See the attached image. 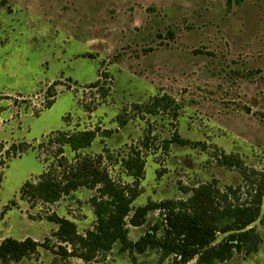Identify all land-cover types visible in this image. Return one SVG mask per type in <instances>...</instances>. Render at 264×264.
<instances>
[{
    "label": "rangeland",
    "instance_id": "obj_1",
    "mask_svg": "<svg viewBox=\"0 0 264 264\" xmlns=\"http://www.w3.org/2000/svg\"><path fill=\"white\" fill-rule=\"evenodd\" d=\"M99 81L111 90L105 97L90 88ZM51 90L55 101L46 108ZM163 97L170 106L151 113ZM85 129L99 135L83 154L104 148L126 154L150 140L134 207L186 202L194 188L210 183L248 193L249 180L217 158L239 157L249 176L264 171V0H0V244L43 242L57 229L46 219L52 213L74 222L81 235L92 229L95 191L80 189L35 210L20 195L53 159L39 149L50 133ZM104 131L111 136L102 137ZM176 132L206 147L173 144L163 151L162 141ZM65 155L75 156L69 147ZM109 169L114 179L132 183L120 166ZM163 213L130 226V240L153 233ZM254 226L263 240L259 251L225 264H264V223ZM158 258L155 249L137 254L116 245L89 263L60 264H158ZM16 264L58 263L40 249Z\"/></svg>",
    "mask_w": 264,
    "mask_h": 264
},
{
    "label": "trees",
    "instance_id": "obj_2",
    "mask_svg": "<svg viewBox=\"0 0 264 264\" xmlns=\"http://www.w3.org/2000/svg\"><path fill=\"white\" fill-rule=\"evenodd\" d=\"M99 84L100 81L91 84L90 88L105 97L111 90ZM48 96L46 108H51L56 95L51 90ZM166 98H156L150 112L168 108L170 102ZM111 134V131H104L102 137ZM98 135L97 130L86 129L51 132L39 149L46 154L51 152L52 161L36 181H27L20 190L21 199L32 210L39 205H56L80 189L95 191L90 201L95 215L92 229L81 235L74 222L56 213L46 214V219L57 226L51 237L43 242L32 238L4 239L0 244V264L19 263L37 255L40 249L49 251L58 264L69 258L89 263L109 253L116 245L123 251L137 254L155 249L159 252L158 264H165L170 258L169 264H225L237 255L249 257L259 251L263 240L254 225L258 221L264 223V171H252L251 179L242 159L222 154L217 158L219 164L238 169L244 180L247 178L252 185L248 193H242L241 186L222 191L210 183L194 188L186 202L134 207L145 178L150 140L143 139L126 154L114 156L107 148L100 154H83ZM173 144L206 147L203 143L185 140L176 132L164 139L160 148L168 152ZM65 147L74 152L72 159L66 157ZM117 165L132 179L131 184L113 178L109 168ZM155 210L166 212L162 214V225L132 242L129 227L143 226L149 213ZM220 235L223 238L219 241Z\"/></svg>",
    "mask_w": 264,
    "mask_h": 264
}]
</instances>
